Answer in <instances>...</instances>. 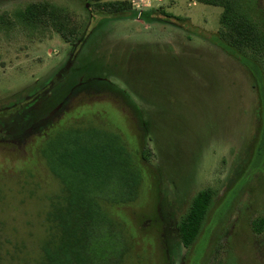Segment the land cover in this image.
Here are the masks:
<instances>
[{"label":"rangeland","instance_id":"obj_1","mask_svg":"<svg viewBox=\"0 0 264 264\" xmlns=\"http://www.w3.org/2000/svg\"><path fill=\"white\" fill-rule=\"evenodd\" d=\"M121 1L160 19L110 5ZM242 1L264 27V0ZM223 11L200 0H0V264H39L49 199L60 191L15 116L60 83L44 107L91 80L125 93L130 102L103 100L104 111L135 142L138 109L151 151L141 199L116 209L133 237L128 264H264V229L252 227L264 217V161L252 162L262 111L249 68L211 40ZM67 101L41 119L61 117ZM208 187L215 204L188 251L177 222Z\"/></svg>","mask_w":264,"mask_h":264},{"label":"trees","instance_id":"obj_2","mask_svg":"<svg viewBox=\"0 0 264 264\" xmlns=\"http://www.w3.org/2000/svg\"><path fill=\"white\" fill-rule=\"evenodd\" d=\"M200 1L224 8L221 36H213L211 40L238 58L253 75L263 122L257 155L252 161L258 168L264 161V67L261 65L264 27L255 21L242 0ZM110 5L117 6L119 11H130L129 16L141 17L147 22L160 19L155 11H138L126 2H110ZM57 31L65 40H71V35L62 26L57 27ZM61 84L52 87L41 106L15 116L16 124L21 123L16 126L20 131L24 127L33 130L28 132L34 153L60 183L58 194L49 199L38 263L128 264L133 259V237L127 222L116 215V209L137 204L141 199L146 174L142 163L151 155L145 145L144 123L139 110L134 108L132 113L138 130L136 146L125 130L104 111L103 105V100L111 103L130 100L122 90L108 86L104 80L74 84L59 101H52L49 106H58L62 100L68 104L69 98L70 108L64 109L58 119H41L49 110L44 106L55 99L56 89ZM93 96L97 99H92ZM76 98L80 100L74 101ZM80 109L84 110L78 111ZM126 109L121 107L123 112ZM217 194L212 187L199 190L179 218V239L188 251L196 245ZM252 227L260 234L264 229V217L254 220ZM193 262L198 264L200 257L196 256Z\"/></svg>","mask_w":264,"mask_h":264},{"label":"flooded vegetation","instance_id":"obj_3","mask_svg":"<svg viewBox=\"0 0 264 264\" xmlns=\"http://www.w3.org/2000/svg\"><path fill=\"white\" fill-rule=\"evenodd\" d=\"M66 68V67H65ZM64 69V68H63ZM78 84H81V83H78Z\"/></svg>","mask_w":264,"mask_h":264}]
</instances>
